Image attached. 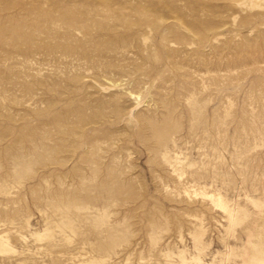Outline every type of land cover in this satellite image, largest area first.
<instances>
[{
    "label": "rangeland",
    "instance_id": "rangeland-1",
    "mask_svg": "<svg viewBox=\"0 0 264 264\" xmlns=\"http://www.w3.org/2000/svg\"><path fill=\"white\" fill-rule=\"evenodd\" d=\"M257 261L264 0H0V264Z\"/></svg>",
    "mask_w": 264,
    "mask_h": 264
},
{
    "label": "bare ground",
    "instance_id": "bare-ground-1",
    "mask_svg": "<svg viewBox=\"0 0 264 264\" xmlns=\"http://www.w3.org/2000/svg\"><path fill=\"white\" fill-rule=\"evenodd\" d=\"M216 204L218 205V206H220V207H222L224 210H226V206H225V204L220 200V199H216ZM235 212V211H234ZM257 259H259V258H257ZM258 262V261H257ZM254 263H256V262H254ZM253 263V264H254ZM259 263V262H258ZM257 264V263H256ZM259 264H262L261 262L259 263Z\"/></svg>",
    "mask_w": 264,
    "mask_h": 264
}]
</instances>
